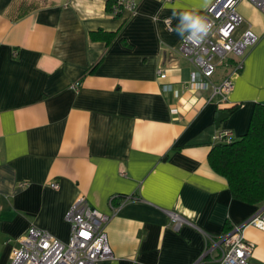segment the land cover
Masks as SVG:
<instances>
[{"label":"crops","instance_id":"1","mask_svg":"<svg viewBox=\"0 0 264 264\" xmlns=\"http://www.w3.org/2000/svg\"><path fill=\"white\" fill-rule=\"evenodd\" d=\"M135 1L134 13L113 15L107 0H0V264L29 226L66 242L79 196L110 216L112 256L98 264H218V248L199 261L209 239L264 211L234 199L207 160L216 131L244 134L264 103V13L237 5L240 31L249 24L258 39L219 103L178 50L181 14L202 17L215 0ZM230 64L217 65L214 85ZM233 106L216 127L215 113ZM168 212L185 219L178 230ZM244 236L248 264H264V230Z\"/></svg>","mask_w":264,"mask_h":264},{"label":"built area","instance_id":"2","mask_svg":"<svg viewBox=\"0 0 264 264\" xmlns=\"http://www.w3.org/2000/svg\"><path fill=\"white\" fill-rule=\"evenodd\" d=\"M241 1L243 0H215L202 16L211 25L207 34L200 39L193 37L189 30L178 45L181 55L193 63L204 78L198 81L196 73L193 72L190 81L198 83L200 88L210 86L211 98L217 96L219 103L225 101L233 86L232 75L242 69L245 51L258 39L249 24L240 31L244 19L236 7ZM247 1L264 13V0ZM136 7L135 0H117L111 13L117 15L123 10L134 13ZM165 22L169 25L170 19ZM231 59V73L214 85L210 78L217 65ZM161 71L158 69L159 74ZM73 87L77 90L79 85L76 83ZM172 111L175 112L176 109ZM231 138L230 130L219 129L213 137V142L230 141ZM51 187L57 188L58 184L52 183ZM168 215L175 230L185 222L177 213L168 212ZM109 218V215L90 205L83 196H79L65 213V219L70 224V235L66 242L54 238L43 229L29 226L19 239L20 245L11 251L9 264H98L112 256L105 232ZM247 226L264 230V211L257 212L241 223L233 224L217 239L210 238L199 261L212 249L218 248V264H248L253 245L244 236V228Z\"/></svg>","mask_w":264,"mask_h":264},{"label":"trees","instance_id":"3","mask_svg":"<svg viewBox=\"0 0 264 264\" xmlns=\"http://www.w3.org/2000/svg\"><path fill=\"white\" fill-rule=\"evenodd\" d=\"M117 0H107L109 12ZM32 5L21 6L17 16L26 14ZM118 15V14H117ZM115 32H92L93 39L109 42ZM233 60L231 59V62ZM236 107L225 111L231 113ZM211 169L227 181L231 196L249 204L264 202V103L253 106L248 128L230 141L213 143L208 155ZM230 227L226 230V232Z\"/></svg>","mask_w":264,"mask_h":264},{"label":"clouds","instance_id":"4","mask_svg":"<svg viewBox=\"0 0 264 264\" xmlns=\"http://www.w3.org/2000/svg\"><path fill=\"white\" fill-rule=\"evenodd\" d=\"M181 26L179 28L180 32H185L190 30L191 35L196 38L202 39L207 32L209 31L211 25L208 24L205 19L199 15L193 13H182L181 17Z\"/></svg>","mask_w":264,"mask_h":264},{"label":"water","instance_id":"5","mask_svg":"<svg viewBox=\"0 0 264 264\" xmlns=\"http://www.w3.org/2000/svg\"><path fill=\"white\" fill-rule=\"evenodd\" d=\"M229 112L218 110L215 113V126L219 127L220 123L229 116Z\"/></svg>","mask_w":264,"mask_h":264}]
</instances>
